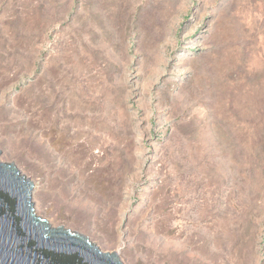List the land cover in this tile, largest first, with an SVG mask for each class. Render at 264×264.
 I'll use <instances>...</instances> for the list:
<instances>
[{
    "label": "rangeland",
    "instance_id": "1",
    "mask_svg": "<svg viewBox=\"0 0 264 264\" xmlns=\"http://www.w3.org/2000/svg\"><path fill=\"white\" fill-rule=\"evenodd\" d=\"M0 150L123 264H264V0H0Z\"/></svg>",
    "mask_w": 264,
    "mask_h": 264
},
{
    "label": "water",
    "instance_id": "2",
    "mask_svg": "<svg viewBox=\"0 0 264 264\" xmlns=\"http://www.w3.org/2000/svg\"><path fill=\"white\" fill-rule=\"evenodd\" d=\"M34 188L14 163L0 159V264H123L117 252H103L86 235L39 215Z\"/></svg>",
    "mask_w": 264,
    "mask_h": 264
}]
</instances>
